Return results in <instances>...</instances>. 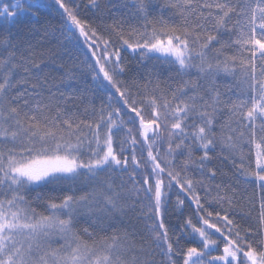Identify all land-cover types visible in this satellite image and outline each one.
I'll return each mask as SVG.
<instances>
[{
    "label": "snow or ice",
    "instance_id": "6c2138e0",
    "mask_svg": "<svg viewBox=\"0 0 264 264\" xmlns=\"http://www.w3.org/2000/svg\"><path fill=\"white\" fill-rule=\"evenodd\" d=\"M0 264H264V0H0Z\"/></svg>",
    "mask_w": 264,
    "mask_h": 264
},
{
    "label": "trees",
    "instance_id": "16d2710c",
    "mask_svg": "<svg viewBox=\"0 0 264 264\" xmlns=\"http://www.w3.org/2000/svg\"><path fill=\"white\" fill-rule=\"evenodd\" d=\"M165 15H167V13H165ZM21 23L22 24H29L30 22L27 19H25ZM52 23L55 24V20H53ZM36 40H39V36L36 37ZM167 74L168 73H167L166 70H163L162 71V77L163 76H167ZM221 78L224 79L225 82H227V78L226 77H223L222 76ZM98 103H99V101H97V104ZM164 147H166V145ZM179 159H182V158H178V161H179ZM253 167H254V156H253ZM253 187H254L253 185H247L246 186V185L241 184L240 185V196L242 198H244V197L251 198L253 196ZM245 188H247V191H245ZM256 193H257V196H256V205H257V211H258V205H259V196H258L259 190L258 189L256 190ZM43 194L44 195H51V196H60V197H62V195L64 193L63 192H60V191H56V192L49 193V192H47V190H45V193H43ZM35 195H36V193L35 192H32V193L29 194V197L31 198L32 196H35ZM77 195H79V193H77ZM174 199H175V197L173 196V200ZM243 204H244V207L242 209H238V211H240L241 214L243 212L248 211V209L251 207V205L247 203V200H244L243 201ZM39 210H41V211L43 210V205H41L39 207ZM187 214H188L187 213V209H185V215H187ZM165 220L168 223L176 224V223H179L182 220V217L180 216L179 212L175 211L171 207V205H170L169 206V209H168V214L165 216Z\"/></svg>",
    "mask_w": 264,
    "mask_h": 264
}]
</instances>
